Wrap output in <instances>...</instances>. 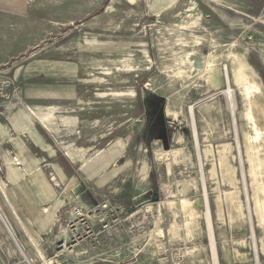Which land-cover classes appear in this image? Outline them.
<instances>
[{
    "label": "rangeland",
    "instance_id": "obj_1",
    "mask_svg": "<svg viewBox=\"0 0 264 264\" xmlns=\"http://www.w3.org/2000/svg\"><path fill=\"white\" fill-rule=\"evenodd\" d=\"M16 113L64 177L32 264H215L204 184L217 263L264 264V13L0 0V121Z\"/></svg>",
    "mask_w": 264,
    "mask_h": 264
},
{
    "label": "crops",
    "instance_id": "obj_2",
    "mask_svg": "<svg viewBox=\"0 0 264 264\" xmlns=\"http://www.w3.org/2000/svg\"><path fill=\"white\" fill-rule=\"evenodd\" d=\"M208 1L254 16L264 13V0ZM26 117L16 113L0 121V264H32L28 257L42 256L36 246L41 247L50 233L49 208L58 209L62 203L57 187L64 184V177L48 168L47 142ZM71 150L67 157L73 160ZM78 154L73 163L82 161ZM91 163L83 164L88 175L93 174Z\"/></svg>",
    "mask_w": 264,
    "mask_h": 264
},
{
    "label": "bare ground",
    "instance_id": "obj_3",
    "mask_svg": "<svg viewBox=\"0 0 264 264\" xmlns=\"http://www.w3.org/2000/svg\"><path fill=\"white\" fill-rule=\"evenodd\" d=\"M236 71H237L236 79H234L233 81H234V83L235 82L239 83L240 81L244 82V85H245V97H246L247 100H249L251 102L253 94L258 91V88L255 87V85L252 82H250L251 79H249L250 77L249 78L247 77V75L245 73V66L244 65H239L237 67ZM225 79H226V83H227V87H228L227 96H228L229 100L231 101L230 103H232L233 91H232V89L230 87L231 81H230V76H229V72H228L227 68L225 70ZM253 89L256 90V91L253 92L254 91ZM234 112H235L234 111V107H232V115L233 116H234ZM190 113H191V117L193 119L192 123H193V129H194V139H195V142H196V148H198L199 142H198V134H197V130H196V123H195L193 107L190 108ZM246 116L251 122H254L253 110H252V106L251 105L249 106V110H248ZM234 122H235V120H234ZM255 130H256L255 132H257V134H258L259 133L258 132V128H256ZM69 156L74 158L71 153L69 154ZM204 193H205V197H206V201H207V207H208L206 216H207L208 226H209V229H210V232H211V240H212V243H213V255L215 257L214 258L215 259V264H218L217 263V259H216V256H217L216 248H215L214 240H213L214 237H213V234H212V232H213L212 219H211L210 209H209V205H208V199H207V193H206L205 184H204ZM250 219H251V216H250ZM262 220H264V216L262 217ZM251 222H252V220H251Z\"/></svg>",
    "mask_w": 264,
    "mask_h": 264
},
{
    "label": "water",
    "instance_id": "obj_4",
    "mask_svg": "<svg viewBox=\"0 0 264 264\" xmlns=\"http://www.w3.org/2000/svg\"><path fill=\"white\" fill-rule=\"evenodd\" d=\"M30 264V263H29Z\"/></svg>",
    "mask_w": 264,
    "mask_h": 264
}]
</instances>
